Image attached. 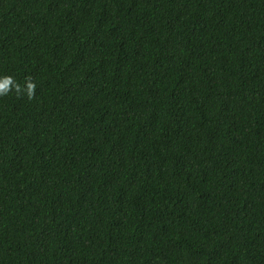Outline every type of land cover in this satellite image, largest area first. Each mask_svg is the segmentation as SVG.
<instances>
[{"label": "trees", "instance_id": "obj_1", "mask_svg": "<svg viewBox=\"0 0 264 264\" xmlns=\"http://www.w3.org/2000/svg\"><path fill=\"white\" fill-rule=\"evenodd\" d=\"M0 264H264V0H0Z\"/></svg>", "mask_w": 264, "mask_h": 264}]
</instances>
